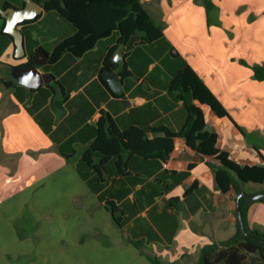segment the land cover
<instances>
[{
  "label": "crops",
  "instance_id": "0c3cea01",
  "mask_svg": "<svg viewBox=\"0 0 264 264\" xmlns=\"http://www.w3.org/2000/svg\"><path fill=\"white\" fill-rule=\"evenodd\" d=\"M212 2L222 10L221 26L208 27L204 8L194 0H142L152 19L164 25L163 36L149 44H138V38L132 37L123 45V62L130 76L121 77L114 70L121 78L119 94H113L101 78L117 32L98 40L80 57L64 53L54 64L40 66L41 73L54 79L49 85L30 91L17 83L6 88L0 81V192L29 186L61 170L77 175L103 207L108 201L118 209L116 217H120L119 227H124L128 243L139 241L155 253L163 249L155 256L165 259L169 255L168 263L177 262L185 252L193 254L204 245L230 238L235 233V193L222 194L217 189L213 173L181 138L174 139L168 163L128 154L120 174L114 156L103 167V179L82 161L103 112L120 131L133 126L149 138L154 136L151 129L183 128L186 111L182 103L169 97L168 83L184 63L162 64L166 56L161 54L169 53L173 59L186 58L185 63L242 128L244 134L227 118H218L203 106L207 129L218 133L217 147L240 164L264 165L260 157L264 158V82L251 80V69L240 64L264 65V0ZM1 3L16 9L24 5L23 0ZM32 20L19 26L26 56L18 60L0 17V80L11 79V66L24 63L37 51L48 55L75 32L53 11L42 10ZM247 184L257 191L252 193H264V183ZM193 185L195 189L183 197ZM176 197L180 198L178 209L170 203ZM143 207L152 226L135 223V213ZM127 214L135 215L125 223ZM247 220L251 227L264 229V203L251 204Z\"/></svg>",
  "mask_w": 264,
  "mask_h": 264
},
{
  "label": "trees",
  "instance_id": "16d2710c",
  "mask_svg": "<svg viewBox=\"0 0 264 264\" xmlns=\"http://www.w3.org/2000/svg\"><path fill=\"white\" fill-rule=\"evenodd\" d=\"M45 12H56L66 20L73 29L74 34L58 43L53 51L48 54V64H54L64 53H70L80 57L86 51L94 47L95 43L118 33L116 45L109 50L102 70L111 69L119 72L121 77L130 76L125 63H112V52L118 45H125L132 38H138V44H149L163 36V24H157L142 4V0H33ZM196 5L204 8L207 18V26L213 23L211 13L215 9L212 0H194ZM2 9L11 7L8 3H1ZM2 28H4L5 20ZM27 20L23 23H29ZM5 34V33H4ZM9 39L12 38L5 34ZM177 56V54H172ZM240 64L249 67L254 80L264 82V65H248L245 61ZM32 66L31 57L19 68ZM9 88L15 85L12 79L0 80ZM105 85L106 83L103 82ZM57 86L60 84L57 83ZM32 91V90H30ZM64 98L66 95L61 91ZM55 94V93H54ZM168 95L174 102L182 103L186 111L184 126L179 131H172L166 127L151 129L152 138L136 127H129L120 131L113 119L107 113H101L96 122V136L82 154V161L91 167L101 179H103V167L114 156L117 157L115 165L118 172L125 169L122 164L123 157L135 154L146 159H158L168 163L174 150V139L181 138L185 147L195 154L213 173L215 186L222 194L238 193L245 191L244 184L264 183V165L240 164L230 157L228 151L217 147L218 133L207 129L203 106H207L212 114L218 118H227L241 134H244L230 117L226 108L218 98L209 90L195 70L184 64L168 83ZM55 104L59 102L55 101ZM254 150L258 153L257 148ZM259 154V153H258ZM264 162V158L260 155ZM123 166V167H122ZM193 166L188 165L191 169ZM195 185V184H194ZM188 187L183 197L188 196L195 188ZM258 194V193H251ZM264 203V198L253 201L247 197L240 199V211L243 230L236 218L235 233L224 241L212 242L204 245L198 252L195 264H264V230L259 227H251L248 224L247 214L251 204ZM170 203L176 209L179 208L180 198H171ZM104 208L113 215L118 209L111 202H105ZM114 222L120 224V217H115ZM151 264H175L162 262L158 257L147 254L139 241H129Z\"/></svg>",
  "mask_w": 264,
  "mask_h": 264
},
{
  "label": "rangeland",
  "instance_id": "374dc122",
  "mask_svg": "<svg viewBox=\"0 0 264 264\" xmlns=\"http://www.w3.org/2000/svg\"><path fill=\"white\" fill-rule=\"evenodd\" d=\"M221 12L215 6L213 22L219 23ZM160 57L170 67L183 65L186 59L170 58L169 53ZM66 172L0 192V264H150L128 243L124 227L114 222L118 214L107 211L77 175ZM244 188L247 193L257 192L251 184ZM143 210L135 213V223L150 224V215ZM134 215L127 214L125 223ZM161 250L157 248V253ZM144 252L157 256L151 249ZM158 258L166 263L170 256ZM197 258L198 250L185 252L175 264H195Z\"/></svg>",
  "mask_w": 264,
  "mask_h": 264
},
{
  "label": "water",
  "instance_id": "95a60500",
  "mask_svg": "<svg viewBox=\"0 0 264 264\" xmlns=\"http://www.w3.org/2000/svg\"><path fill=\"white\" fill-rule=\"evenodd\" d=\"M24 5L22 8L16 9L9 7L2 9L0 7V17L4 18L5 25L3 33L9 35L12 38L14 44V57L15 59L25 58V48L23 35L19 30L21 23L27 20L34 19L42 12V8L33 0H23ZM122 45H118L113 52L110 61L112 63H122L124 61L123 53L121 51ZM32 66L29 68H19L17 66H11L9 69L10 78L17 84L24 86L28 89L35 90L42 85H49L54 80L49 74H43L39 71V67L48 62V55L43 51H37L31 57ZM101 78L108 85L110 91L113 94H119L121 92V78L119 75L111 69H104L101 72ZM247 197L253 201L264 198V193L251 194L242 191L237 194L235 201V208L237 213V219L243 230L241 211H240V199Z\"/></svg>",
  "mask_w": 264,
  "mask_h": 264
},
{
  "label": "flooded vegetation",
  "instance_id": "af4514ba",
  "mask_svg": "<svg viewBox=\"0 0 264 264\" xmlns=\"http://www.w3.org/2000/svg\"><path fill=\"white\" fill-rule=\"evenodd\" d=\"M32 56H33V55H32ZM32 56H30V57H32ZM28 58H29V57H28ZM28 58H27V59H28Z\"/></svg>",
  "mask_w": 264,
  "mask_h": 264
}]
</instances>
